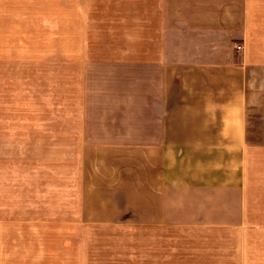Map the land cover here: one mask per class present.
<instances>
[{"label": "crops", "instance_id": "1", "mask_svg": "<svg viewBox=\"0 0 264 264\" xmlns=\"http://www.w3.org/2000/svg\"><path fill=\"white\" fill-rule=\"evenodd\" d=\"M74 8L35 10L46 15L49 45L64 48L38 61L82 64L86 175L97 167L116 190L138 184L145 161L147 264H264V0ZM55 26L71 33L55 35Z\"/></svg>", "mask_w": 264, "mask_h": 264}, {"label": "rangeland", "instance_id": "2", "mask_svg": "<svg viewBox=\"0 0 264 264\" xmlns=\"http://www.w3.org/2000/svg\"><path fill=\"white\" fill-rule=\"evenodd\" d=\"M80 3H5L11 15L4 99L0 85V264H147L145 161L138 184L118 182L116 190L97 167L88 165L86 175L82 64L38 61L64 48L49 45L46 15L35 10ZM51 32L71 33L56 26Z\"/></svg>", "mask_w": 264, "mask_h": 264}, {"label": "built area", "instance_id": "3", "mask_svg": "<svg viewBox=\"0 0 264 264\" xmlns=\"http://www.w3.org/2000/svg\"><path fill=\"white\" fill-rule=\"evenodd\" d=\"M241 48H242V46L239 45V46H238V49H241Z\"/></svg>", "mask_w": 264, "mask_h": 264}]
</instances>
